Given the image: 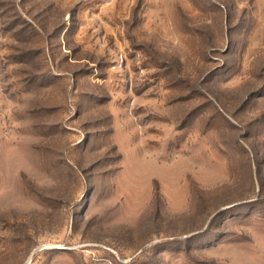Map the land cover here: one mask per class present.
<instances>
[{
	"label": "rangeland",
	"instance_id": "rangeland-1",
	"mask_svg": "<svg viewBox=\"0 0 264 264\" xmlns=\"http://www.w3.org/2000/svg\"><path fill=\"white\" fill-rule=\"evenodd\" d=\"M0 264H264V0H0Z\"/></svg>",
	"mask_w": 264,
	"mask_h": 264
}]
</instances>
